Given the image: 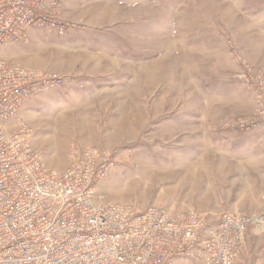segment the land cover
Returning a JSON list of instances; mask_svg holds the SVG:
<instances>
[{"label": "rangeland", "instance_id": "374dc122", "mask_svg": "<svg viewBox=\"0 0 264 264\" xmlns=\"http://www.w3.org/2000/svg\"><path fill=\"white\" fill-rule=\"evenodd\" d=\"M64 34L34 28L9 63L70 80L19 114L51 168L110 150L101 203L195 210L217 220L264 208V123L237 77L264 75V0H57ZM235 264H264L249 233Z\"/></svg>", "mask_w": 264, "mask_h": 264}, {"label": "built area", "instance_id": "2783aa9c", "mask_svg": "<svg viewBox=\"0 0 264 264\" xmlns=\"http://www.w3.org/2000/svg\"><path fill=\"white\" fill-rule=\"evenodd\" d=\"M58 12L57 0H0V264H235L249 233L264 234V208L211 222L195 210L101 203L110 150L74 149L56 169L33 146L19 114L70 77L9 63L1 51L34 28L64 34L70 23ZM237 77L255 100L242 127L264 123V75L241 67Z\"/></svg>", "mask_w": 264, "mask_h": 264}]
</instances>
